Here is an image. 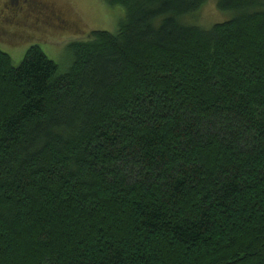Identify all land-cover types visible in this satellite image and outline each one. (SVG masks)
Instances as JSON below:
<instances>
[{"label":"trees","instance_id":"obj_1","mask_svg":"<svg viewBox=\"0 0 264 264\" xmlns=\"http://www.w3.org/2000/svg\"><path fill=\"white\" fill-rule=\"evenodd\" d=\"M104 1L63 73L0 49V264H264V0Z\"/></svg>","mask_w":264,"mask_h":264},{"label":"rangeland","instance_id":"obj_2","mask_svg":"<svg viewBox=\"0 0 264 264\" xmlns=\"http://www.w3.org/2000/svg\"><path fill=\"white\" fill-rule=\"evenodd\" d=\"M123 16L122 6L104 0H0V49L18 65L26 50L38 45L63 73L73 60L70 43L88 41L92 31L115 33ZM228 18L216 0H206L187 22L209 28Z\"/></svg>","mask_w":264,"mask_h":264},{"label":"flooded vegetation","instance_id":"obj_3","mask_svg":"<svg viewBox=\"0 0 264 264\" xmlns=\"http://www.w3.org/2000/svg\"><path fill=\"white\" fill-rule=\"evenodd\" d=\"M59 18H60V15H59Z\"/></svg>","mask_w":264,"mask_h":264}]
</instances>
